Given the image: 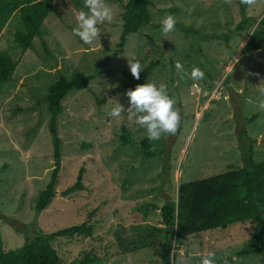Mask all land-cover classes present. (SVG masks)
I'll use <instances>...</instances> for the list:
<instances>
[{
	"label": "rangeland",
	"instance_id": "obj_1",
	"mask_svg": "<svg viewBox=\"0 0 264 264\" xmlns=\"http://www.w3.org/2000/svg\"><path fill=\"white\" fill-rule=\"evenodd\" d=\"M151 1V23L129 35L117 54L129 0H105L113 20L99 26L100 39L91 45L72 31L81 9L72 0H54V13L0 95V234L5 250L20 248L40 233L91 223L95 226L91 238L52 241L63 264H73L86 253L100 257L93 264H162L167 227L160 209L176 199L178 187L242 168L249 146L254 162H264V50L242 52L264 19V0L247 4L248 16L256 24L236 36L234 28L242 20L239 0ZM169 8L179 11L168 14L176 25L165 37L160 26L167 15L160 10ZM17 26L14 18L2 30L0 52L17 56ZM215 35L232 38L229 43L208 39ZM132 59H138L143 70L159 61L145 83H164L180 115L176 132L155 140L164 154L147 160L141 147L146 130L127 119L125 92L139 81L129 69ZM177 61L189 74L199 67L204 79L193 81L190 75L181 79ZM79 72L90 78V84L63 100L57 195L47 209L36 213V198L54 168L45 97L61 75L71 80ZM117 104L124 112L114 118L109 112ZM122 128L130 144L121 140ZM82 169L87 191L63 197ZM263 227L264 220L249 221L185 238L175 246V264H199L207 252L216 254L217 264L257 260L258 255L237 254Z\"/></svg>",
	"mask_w": 264,
	"mask_h": 264
},
{
	"label": "trees",
	"instance_id": "obj_2",
	"mask_svg": "<svg viewBox=\"0 0 264 264\" xmlns=\"http://www.w3.org/2000/svg\"><path fill=\"white\" fill-rule=\"evenodd\" d=\"M72 2L81 10L87 11L84 0H72ZM151 4V0H129L125 5L122 33L118 43L120 52L117 54L122 53L129 35L151 23L149 14ZM239 8L242 20L234 28L235 36L247 32L256 24V21L248 16L247 4L242 3V0H239ZM54 11V0H0V37L2 30L14 18L18 20L14 32L17 56L0 52V95L5 86L12 81L15 70L25 53L33 46L34 39L40 35L47 17ZM177 11L178 8H169L160 10V13L168 15ZM215 37L227 43L232 38L215 35L208 39L212 40ZM260 50H264V19L257 24L242 52L251 54ZM157 65L159 61L150 62L140 74L138 84L145 83L150 71ZM89 84L90 78L83 72L76 73L71 80L61 75L45 97L49 107V132L53 145L54 168L49 182L36 198L34 206L36 213L47 209L57 195V185L62 170V143L58 131V117L63 111V100L71 92L89 88ZM122 131L121 140L130 144L132 140L127 135L126 128H122ZM141 147L143 158L146 160L162 156L165 152L162 145L148 138L141 142ZM247 153L249 157L242 168L181 185L178 187L176 199L164 203L160 211L162 225L167 227V233L161 248L162 264L176 263L175 246L185 238L217 229L226 230L235 223L249 221L260 223L264 220V162H254L252 146L248 147ZM84 173L83 169L80 170L76 182L62 192L63 197L87 191ZM94 232L93 224L83 223L48 235L40 233L32 239H27L20 248L9 250L4 249L0 234V264H63L52 241L56 238H91ZM237 255L238 257L258 255L259 259L243 264H264V227L260 229V234L255 240ZM100 260L96 254L86 253L73 264H93Z\"/></svg>",
	"mask_w": 264,
	"mask_h": 264
},
{
	"label": "clouds",
	"instance_id": "obj_3",
	"mask_svg": "<svg viewBox=\"0 0 264 264\" xmlns=\"http://www.w3.org/2000/svg\"><path fill=\"white\" fill-rule=\"evenodd\" d=\"M242 3L252 4V0H242ZM84 7L87 11L80 10L75 14L76 27L73 34L87 45L93 44L100 39L101 28L105 22L113 20V11L106 4L105 0H84ZM176 25V20L172 15H167L162 21L160 32L163 36L171 33ZM129 69L132 76L140 79L143 71L141 62L138 59L128 60ZM176 70L181 74V79L190 75L193 81L204 79L205 73L199 67H193L190 74L186 72L183 65L177 61ZM197 85L193 84V87ZM128 98L127 119L144 128L149 140H159L162 134L175 133L180 115L175 105V100L168 94L167 86L164 83L147 82L138 84L135 88L125 92ZM124 112V106L117 104L109 112V115L118 118ZM199 264H217L216 254L207 252L201 255Z\"/></svg>",
	"mask_w": 264,
	"mask_h": 264
}]
</instances>
